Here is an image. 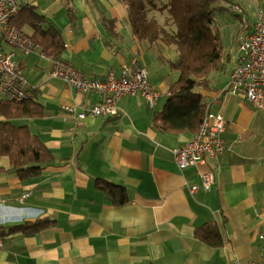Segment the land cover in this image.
<instances>
[{"label":"crops","instance_id":"obj_1","mask_svg":"<svg viewBox=\"0 0 264 264\" xmlns=\"http://www.w3.org/2000/svg\"><path fill=\"white\" fill-rule=\"evenodd\" d=\"M218 1L224 7L234 2L243 10L239 16L229 9L219 14L230 17L219 26L229 60L211 75V88L201 91L206 113H220L225 119V148L206 164L181 170L173 149L193 133L165 132L153 121L174 77L161 57L173 59L174 49L161 41L151 46L139 43L121 0H17L42 13L60 34L64 46L56 58L69 61L86 78L100 80L109 73L118 75L123 65L136 60L159 98L151 107L139 94L123 95L116 115L78 120L61 106L90 107L99 95L80 92L50 75L53 63L39 56L40 47L17 49L14 61L34 86L33 99L42 114L11 121L38 135L54 161L38 176L21 180L6 171L9 158L0 155V230L42 218L52 224L31 234L2 233L0 264H231L259 258L264 108L257 109L241 92L228 93L226 86L237 64L239 42L253 28L264 0ZM0 45L14 55V47L3 41ZM153 70L159 73L151 82ZM205 172L213 175L209 190L200 186ZM98 177L124 186L128 201L113 204L95 187ZM190 185L199 187L191 193ZM206 222L215 224L222 245L212 246L196 236V228Z\"/></svg>","mask_w":264,"mask_h":264},{"label":"trees","instance_id":"obj_2","mask_svg":"<svg viewBox=\"0 0 264 264\" xmlns=\"http://www.w3.org/2000/svg\"><path fill=\"white\" fill-rule=\"evenodd\" d=\"M121 1L126 6L130 28L139 43L151 46L161 41L175 51L173 59L161 57L174 77L168 83L162 109L155 112V125L165 132H196L207 111V101L201 91L211 88V75L223 70L229 60L230 53L217 22L218 15L227 8L218 0ZM67 13L72 15V9ZM9 23L27 33L42 52L59 57L64 46L60 34L33 6L19 4ZM24 28L30 29V33ZM105 42L108 44L109 40ZM0 114L4 117L0 120V155L9 158L6 171L21 180L38 176L54 161V155L27 125L14 124L11 118L39 116L41 106L33 98L22 101L0 98ZM94 185L115 205L128 201V193L122 185L102 177L95 178ZM51 224L50 219L42 218L9 225L1 232L31 234ZM195 233L212 246L223 243L213 223L201 224Z\"/></svg>","mask_w":264,"mask_h":264},{"label":"built area","instance_id":"obj_3","mask_svg":"<svg viewBox=\"0 0 264 264\" xmlns=\"http://www.w3.org/2000/svg\"><path fill=\"white\" fill-rule=\"evenodd\" d=\"M17 0H0V42L22 52L38 50L39 46L27 33L9 23L17 12ZM227 9L242 14L243 10L235 3L227 2ZM253 28L239 42L237 64L231 71L226 91L231 94L243 93L246 100L257 109L264 108V10L257 8ZM12 53L2 50L0 45V98L15 101L33 98L34 86L24 79ZM39 56L51 60L53 69L50 75L64 80L68 85L80 92L97 93L99 100L90 107L77 108L72 104H64V113L76 119L86 117L113 116L118 112L117 101L123 95H141L149 106H154L159 92L149 83L147 72L141 64L133 60L123 65L118 75L109 73L105 79H88L81 71L74 68L69 61L55 56H47L39 50ZM55 57V58H54ZM225 119L220 113H206L198 129L190 140L173 149L174 160L179 169L206 164L225 148L221 133L225 129ZM201 187L209 190L213 183V175L205 172L200 175ZM198 185H190L189 191L194 193ZM260 256L255 261L241 262L234 260L231 264H264V228L259 233ZM0 230V247L2 246Z\"/></svg>","mask_w":264,"mask_h":264},{"label":"rangeland","instance_id":"obj_4","mask_svg":"<svg viewBox=\"0 0 264 264\" xmlns=\"http://www.w3.org/2000/svg\"><path fill=\"white\" fill-rule=\"evenodd\" d=\"M249 14H250L251 16H253L250 12H249ZM229 19H230V17H229L227 14L218 15V21H217V22H219V24H220V23L222 24V21H223V23H225V22H228ZM221 20H222V21H221ZM230 22H232V20H230ZM219 26H220V25H219ZM226 26L228 27V24H227V25H224V28H223V29H225ZM12 50L14 51V55L12 56V58H13V60H16L15 57H16V53H17L18 50L15 49V48H12ZM10 51H11V50H10ZM232 66H233L232 63L228 64V70H229ZM158 73H159L158 70H157V71H156V70H153V71H152V75H150V77H149V79H150L151 82L154 81V78H156V76H157Z\"/></svg>","mask_w":264,"mask_h":264}]
</instances>
